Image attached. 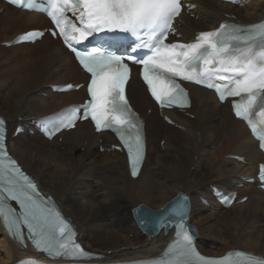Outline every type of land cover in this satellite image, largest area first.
Here are the masks:
<instances>
[{"label": "bare ground", "instance_id": "1", "mask_svg": "<svg viewBox=\"0 0 264 264\" xmlns=\"http://www.w3.org/2000/svg\"><path fill=\"white\" fill-rule=\"evenodd\" d=\"M190 1L195 3L190 12L197 18L180 15L178 28L183 39H191L195 30L214 27L226 14L235 15L242 23L264 18V0H250L241 7L218 0ZM0 7V42L47 22L42 15L15 9L1 1ZM48 40L50 47L42 50L36 47L45 41L44 37L33 44L0 47V115L8 126L85 97L82 89L67 93H51L47 89V84L71 82L73 77L85 80L71 55L51 38ZM189 88L190 107L186 112L165 111L183 131L190 132L184 134L158 119L144 87L136 76L130 77L127 94L144 118L146 136L145 159L136 178L129 177L123 153H100L94 149L99 145L108 147L112 138L106 132H92L87 121L77 122L73 129L60 134L63 150L57 138L49 141L40 135H8L7 150L39 188L53 196L76 227L83 246L104 255L98 261L155 256L171 237L173 228H161L152 236L142 235L130 209L141 203L158 209L178 192L189 196L188 223L196 229V245L201 251L219 255L225 250L245 249L264 256V193L254 184L245 183L236 190L239 195H247V199L223 209L213 201L208 186L234 189L235 183L241 182L239 177L252 175L257 162L264 157L245 125L233 118L228 103H218L206 89L192 85ZM43 91L46 96L40 94ZM147 107L155 113L146 114ZM185 113L192 114L193 119ZM158 134L165 140L163 153L154 147ZM84 139L85 151L78 154L77 148ZM192 154L197 155L196 164ZM183 155L190 159L187 164ZM229 155L243 156L244 161ZM197 194L205 196L211 206L202 204ZM211 246L219 250L210 249ZM29 253L28 245L20 246L0 227V264Z\"/></svg>", "mask_w": 264, "mask_h": 264}, {"label": "snow or ice", "instance_id": "2", "mask_svg": "<svg viewBox=\"0 0 264 264\" xmlns=\"http://www.w3.org/2000/svg\"><path fill=\"white\" fill-rule=\"evenodd\" d=\"M9 3L46 13L90 74L87 86L90 99L85 105L65 110L61 114L62 126L73 127L76 119L81 118L77 114L82 108V118L90 116L97 131L110 130L116 134L127 150L133 176L137 175L143 159L144 141L140 122L125 96L128 65L123 63L125 57L112 51L124 39L119 33L147 37L140 46L148 48L151 55L146 59L129 55L127 59L143 64V79L161 107L187 106V93L176 78L204 84L214 88L222 101L240 97L232 104L235 115L248 123L254 136L264 141V134L257 130L253 119L259 116L264 124V23L247 27L221 24L216 31L199 33L194 43L178 44L165 41L174 19L180 15L181 0H47V7H41L38 0H9ZM68 13H72L81 27L69 19ZM98 33L103 35L91 51L77 50L70 42L87 40ZM42 35L29 32L18 40L33 41ZM4 140V121L0 120V218L9 235L21 244L25 239L30 240L36 250L52 258L89 256L75 241V232L50 199L40 194L37 185L7 155ZM260 146L264 148V142ZM259 176L264 181V165ZM186 207L184 204L175 209L174 214L179 217L176 239L164 256L136 264H264V258L243 253L222 258L202 256L193 245V230L185 223ZM20 264L36 262L26 260Z\"/></svg>", "mask_w": 264, "mask_h": 264}, {"label": "rangeland", "instance_id": "3", "mask_svg": "<svg viewBox=\"0 0 264 264\" xmlns=\"http://www.w3.org/2000/svg\"><path fill=\"white\" fill-rule=\"evenodd\" d=\"M2 11V10H1ZM1 13V12H0ZM189 18H192V19H196L197 17H196V15H193V16H188ZM47 24V23H46ZM45 25V24H44ZM48 39H50L48 36H46V38H45V41L43 42V43H39V45H37V49L38 50H42L43 48H49L50 47V43H48V41H50V40H48ZM52 40V39H51ZM53 41V40H52ZM45 42H47V44L48 45H46L45 44ZM54 43H56V44H58V42H56V41H53ZM0 47H2V46H0ZM32 50V49H31ZM40 70L41 71H43V67H40ZM78 80H80L78 77H73L72 78V80L71 81H73V82H76V81H78ZM150 107H152V106H150ZM150 107H147L146 109H145V113L146 114H150V113H155V110L152 112V108H151V111L150 112H148V109L150 108ZM186 116L188 117V118H190V119H193V115L192 114H186ZM158 119L163 123V124H166L161 118H160V116H158ZM85 125V124H84ZM167 126H169L170 128H172V129H175L177 132H181V133H184V134H190V132H188V131H183V127H179V126H172V125H168V124H166ZM196 136L197 137H199V132H196ZM41 138V137H40ZM160 138V139H159ZM86 139H84V141H83V144H82V146H80V147H78L77 148V153L78 154H80V152L82 153V152H84L85 151V146H86ZM57 142H58V146L61 148V150H63L65 147H64V145H61L62 144V142H63V138L61 139V140H57ZM164 142H165V140H164V138H162V136L160 137V135L158 134L157 135V137H155L154 138V147H156V149L158 150V151H160V152H165L166 150V148H165V146H164ZM97 148V149H96ZM213 148V146H210V149H212ZM94 149H96L97 151H99V149H98V147H95ZM65 151V150H64ZM100 153L101 152H103V151H99ZM152 154H153V152H152ZM183 158H184V162H185V164H187L188 162H189V158H187L185 155H183ZM191 158H193L194 159V163L196 164V162H197V155L196 154H192L191 155ZM208 186H209V184H208ZM64 191H66V189H64ZM193 192V191H192ZM141 204H143V203H141ZM145 205V204H144ZM147 206V205H146ZM212 208V207H211ZM192 225V224H191ZM139 229V228H138ZM140 230V229H139ZM141 234L142 235H147V234H143L142 232H141ZM214 248V249H213ZM210 249H213V250H219V249H215V247H213V246H211V248ZM89 250H91V249H89ZM99 252V251H98Z\"/></svg>", "mask_w": 264, "mask_h": 264}]
</instances>
